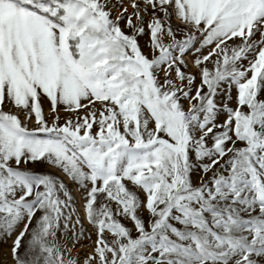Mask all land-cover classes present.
I'll use <instances>...</instances> for the list:
<instances>
[{"label": "snow or ice", "instance_id": "obj_1", "mask_svg": "<svg viewBox=\"0 0 264 264\" xmlns=\"http://www.w3.org/2000/svg\"><path fill=\"white\" fill-rule=\"evenodd\" d=\"M9 240L14 264H264V0H0Z\"/></svg>", "mask_w": 264, "mask_h": 264}, {"label": "rangeland", "instance_id": "obj_2", "mask_svg": "<svg viewBox=\"0 0 264 264\" xmlns=\"http://www.w3.org/2000/svg\"><path fill=\"white\" fill-rule=\"evenodd\" d=\"M125 5H127V0H125ZM187 59H188V62L191 64L194 57L191 54H189ZM234 94H235V92L233 90V95ZM97 107H99V105H97ZM6 108L11 109L12 111H16L14 108H12L11 105H6ZM44 108H45L46 112L50 111V105L48 104L47 100L44 101ZM20 115H21V118H23V113H20ZM70 115H72V114L71 113H64L63 111H61L62 119L67 117V116H70ZM34 124H35V120L33 118V121L31 122V124L29 126L30 127L34 126ZM39 167L41 169H44V170L55 171L54 169H47L46 166H44V165H40ZM72 187L75 188L74 185ZM75 195H76L77 199L79 200V199H81L83 194L79 191H76ZM81 202H82V200H81ZM85 227L88 228V231L92 233V236H91V240L84 239L81 241V244H83L84 247L83 248L78 247L77 250L80 252V254L82 256L85 254V252L91 251L92 246H93L92 242L95 240L94 230L90 226L87 225V221H85ZM10 244H11L10 240L7 241L6 243H0V264H14V262L11 260V257L8 255Z\"/></svg>", "mask_w": 264, "mask_h": 264}]
</instances>
